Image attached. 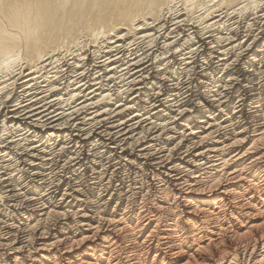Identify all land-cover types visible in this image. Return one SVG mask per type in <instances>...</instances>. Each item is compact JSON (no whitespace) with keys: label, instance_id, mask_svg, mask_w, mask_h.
<instances>
[{"label":"bare ground","instance_id":"bare-ground-1","mask_svg":"<svg viewBox=\"0 0 264 264\" xmlns=\"http://www.w3.org/2000/svg\"><path fill=\"white\" fill-rule=\"evenodd\" d=\"M0 264H264V0H0Z\"/></svg>","mask_w":264,"mask_h":264}]
</instances>
